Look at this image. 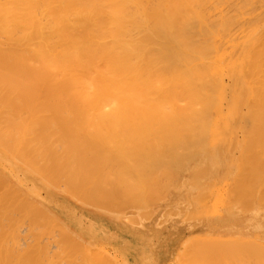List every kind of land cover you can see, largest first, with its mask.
I'll list each match as a JSON object with an SVG mask.
<instances>
[{
	"label": "bare ground",
	"instance_id": "1",
	"mask_svg": "<svg viewBox=\"0 0 264 264\" xmlns=\"http://www.w3.org/2000/svg\"><path fill=\"white\" fill-rule=\"evenodd\" d=\"M227 79L230 85L226 84ZM227 94H231L232 98L235 97L237 100L231 107V113L243 116L239 122L241 130L248 136L244 134L250 142L247 143L251 144L254 141L250 148L249 145L245 148L247 154L244 160H248L245 166L247 163L250 164L246 167L241 164L240 168L242 170L244 167L241 175L243 171L245 172L243 177L239 176L240 179L247 180H240L235 176L236 173L233 176L237 178V183L241 184L238 183L240 185L237 187L232 183L236 188L230 187H233L232 192H235V196L236 192L239 193L236 201L241 200L243 194L245 196L246 192L251 190L248 191V195L252 194L249 196L250 199L246 195L243 197L244 200L239 202L242 208L244 203L249 202L248 200L251 202V197L256 196L255 193L258 195L260 193V198L264 197L261 194L264 193V187H260L263 188L262 191L260 189L261 192L257 193L259 190L255 192L257 186L262 183L261 179H264L262 178L264 170H261L262 165L264 168V160L261 158L264 146H259L261 143L264 145V0H0V264H85L84 258L94 259L88 260V264H92L90 262L93 261L97 262L95 264H109L112 258L108 257L109 253L107 255L104 253V249L103 251L100 249L101 245L99 246L101 251L93 250L98 248L96 242L99 241V226L84 227L81 218L77 217L79 213L76 215L77 211L75 212L70 201L83 199L85 205L87 203L86 206L100 209L113 217L118 211L121 213L120 209L126 212L129 209L127 205L129 207L134 205V208L136 205L139 206L136 195L139 193L142 195L141 191L148 189L150 193H147V197L151 196L148 194L153 196L146 197V202L148 201L147 204L152 202L153 205L158 199L157 196L161 197V191H157L159 190L157 188L161 189L163 185H159L162 181H159L160 178L157 176H161L162 179L165 177L164 180L167 181L169 174L175 175V172L180 177L179 172L169 164L189 161L195 148L202 146H194L196 138H199L198 121L203 118L204 112L212 109L209 106L216 101L213 99ZM251 94L253 95L251 99L254 98L253 101L256 103L254 105L242 101ZM201 123L200 126L206 127V124ZM258 134H261L263 139ZM235 136L237 139L238 136ZM249 136L252 137L251 141ZM204 137L201 138L206 140ZM205 145L206 143L203 144ZM234 145L236 143L232 144V149ZM220 147L217 149L221 155ZM256 147L260 148L257 149L259 154L257 152L248 154L249 149H253L254 152ZM254 154L257 156L252 158ZM184 163L181 166L185 168ZM199 164L201 162L196 166L192 165L196 173ZM203 165L198 172L204 171L202 174L207 175L209 168L207 170ZM251 166L255 169L253 170ZM258 166L259 170L256 168ZM251 172L254 173L252 177L249 176ZM114 176L117 177L116 181L118 179L123 182L122 185L117 181L119 185L116 183L118 186H114L116 182ZM156 178L159 182L155 181ZM180 178L178 180L182 179ZM197 178L201 177L197 175ZM242 181L245 183L248 181L246 183L248 186L244 183L246 191H243L242 187V190L239 189ZM173 182L176 181L168 183L174 185ZM207 182L209 181H206L205 186H211V183ZM215 182L217 184V181ZM250 182L254 183L252 184L254 186H251ZM257 182L260 184H256ZM195 184L198 186L196 178L194 186ZM152 186L156 190H153ZM205 186L204 189L208 191ZM225 187L223 189H226ZM183 188L179 189L180 193L185 189ZM60 189L63 193H57ZM239 191L244 193L241 195ZM200 192L198 194H205V191ZM126 196L127 205H124L125 202L120 205L121 198ZM143 199L141 198L142 206L139 207L146 208L143 207ZM180 201L182 200L177 202ZM218 202L217 200V204ZM168 204L167 202L166 205ZM184 204L188 203L185 201ZM117 207L119 210H116ZM247 207L246 203L244 209ZM138 208L137 210L142 209ZM219 210L217 212H220ZM241 210L243 212V209ZM172 211L169 214H177ZM175 211L177 212L176 209ZM251 211L254 214L253 208ZM141 213L138 214L140 219L143 216L150 218L146 216L148 213L145 215L144 211ZM190 213L188 215L191 218ZM200 213L201 218L202 210ZM128 215L131 214L128 213L126 216ZM170 216L167 220H170ZM185 218L190 219L187 216ZM172 223L174 224V220ZM141 225L142 223L139 227ZM131 234L134 233L129 229L128 235ZM190 238L191 234L187 240ZM87 241L95 243L96 248L91 246V250ZM198 241L192 240L193 247L191 243L187 244L191 247L187 248L188 251L185 248L184 251L190 252L188 255L192 254L190 256L192 263L199 261L201 264L206 258L204 256L203 259L200 258L199 254L197 261L198 254L195 256L197 252L194 251L196 249L200 252L208 251L209 255L206 253L208 256L218 252L215 256H219L218 240L206 241V244L203 241H200V244ZM253 242L249 243L254 245L256 240ZM209 243L211 246L214 243L218 246L213 245L215 248L210 249ZM229 243L231 241L227 244ZM239 243L242 245L248 242ZM199 244L203 249H199ZM257 244L247 246L255 248ZM262 244L264 245V242ZM262 244L259 241L258 246ZM53 245L55 247L57 245L59 251L55 248L57 251L53 252L54 247H51ZM206 245L210 250L204 248ZM228 246L231 245L225 244L223 247H227L228 251L233 250L230 251L232 254L244 247ZM223 247H220V251ZM248 249L246 248V251ZM260 250L258 249L259 252ZM249 252H252L251 248ZM249 252L245 253L248 254L245 255L248 260L244 256H239L249 261L251 254ZM183 254L179 258L181 264L184 263ZM225 254L223 256L228 257ZM215 256L212 255L211 258L214 257V260L211 264H227L226 261H229L222 255L220 258L217 256L218 261ZM235 256H231L232 260L236 259ZM261 257H253L254 263L251 261L250 263H260L264 256ZM238 260L241 262L240 257L235 261Z\"/></svg>",
	"mask_w": 264,
	"mask_h": 264
},
{
	"label": "rangeland",
	"instance_id": "2",
	"mask_svg": "<svg viewBox=\"0 0 264 264\" xmlns=\"http://www.w3.org/2000/svg\"><path fill=\"white\" fill-rule=\"evenodd\" d=\"M236 1H240V0H236ZM229 82V83H228ZM226 84L228 85H230V81H229V79H227L226 80ZM255 95V94H254ZM253 95L251 94L250 96L249 95H247L246 97H244L243 99L244 100H242L243 102L245 101V102H248L249 104H251V105H254V104H256L254 101H253V99L254 98H252L251 99V97H252ZM227 97V98H226ZM220 99V100H219ZM251 99V100H250ZM213 100H216V101H214V102H212V104H210V108H212V109H209V111H207V112H204L202 115H203V118H204V116H207V117H205L204 119L205 120H203V118H201V116H200V118H201V120L199 119V123H201V122H203V124L207 127H202V126H200L199 125V123H198V136L197 137H199V138H196V140H197V142H195L194 144V146L196 147V146H198V147H200L201 145V149L202 150H204V151H202V150H200V148H198V149H196L195 148V150L194 149H192V151L194 150V153H196L197 155H195L194 153H192V157H190L189 158V161L187 160L185 163L184 162H182L181 164L179 163H168L169 164V166L170 167H172L173 169H176L177 170V172H179V175H180V177L182 178H180L179 176H177L178 175V173H177V175H176V173L174 172V174L178 177H176L175 175H173L172 173H171V175L169 174V177H168V179H166L168 182H172V180H174V181H176L175 183H174V185L173 184H171V183H168L167 181H165L164 179H165V177H164V179H162L161 178V176L160 177H158L157 176V178H160L159 179V181H162V183H160L159 181H158V179L156 178L155 179V181L156 182H159V185H161V184H163V185H161V187L163 188H161L160 189V187L159 188H157V189H159V190H157V191H161L160 192V196L162 197V200H161V197H158L157 196V194H156V196H157V198H155V199H157V201L156 200H153V201H156V202H154L153 203V205L151 204V203H148L147 204V202H146V197H147V193H150V191H147L146 189H145V191H141L142 192V195L139 193L138 195H136L137 197H138V199H137V202H139L140 204H139V206H142V201H140L141 200V198H144L143 199V203H144V206L143 207H145L146 206V208H142V207H139L138 205H136V208H134L135 206L134 205H132V207H133V209L131 210V206L129 207V205H127L126 203H127V201L126 200H128V197L126 196L125 198H121L122 199V202L120 201V205H121V203H123L124 204V202H125V206L127 205L128 206V208L129 209H127L126 210V212L124 211V209L122 210V209H120V211H121V213L118 211V214H120V215H118V214H116L115 216H110L109 214L107 215V213H105L104 211H102V210H96L95 208L93 209V208H90L89 206H86L87 205V203H86V205H85V200H83V199H78L77 201H70V203L72 204V206L74 207V210H75V212H76V215L79 213V215H77V217H80L81 218V220H82V224H83V226L84 227H94V228H97L98 226H99V228H98V237H99V243L98 242H96V244L98 245L97 247L98 248H96V244L95 243H93L92 241H87L88 243H89V247L91 248V250H92V247H95L96 249H93V250H96V251H98V250H100V249H102V251H103V249H104V253L107 255V253H109V255H108V257L110 256V258H112L111 259V261H109V264L111 263V264H181V260L179 259L180 257H182L181 256V254H183V252L185 251V248L187 249V248H189V247H193V243L194 242H192L191 243V241L193 240H196V241H198V240H200L201 242L203 241L205 244L207 243L206 241H208V242H212V241H219V242H217L218 244H219V246H218V244H213L214 246L216 245V246H218L219 248L217 249V251H219V256L221 257V255L223 256L225 253L228 255V257L227 256H225V257H227L228 258V260L230 261V259H231V261L229 262V261H226V263L227 264H241V263H243V261L244 262H246V263H243V264H248V263H250V261L252 262V263H254V260L252 259L253 257H256V256H259L260 258H262L261 256H264V252H262V250L264 251V245L262 244L263 242H264V197H262V198H260V193L259 192H261L262 190H263V188L261 189L260 187L262 186V187H264V179H261V180H259V181H261L262 183L260 184V182L258 183H256V184H260V186L258 185L257 187L259 188H255L256 189V191L255 192H257L258 190V192L257 193H259V195L258 194H256L255 192V197H251V202H250V200H248L249 202H246V201H242V202H246L247 203V205H248V207L247 208H245V209H248L247 211H245V209H244V207H246V203H244L245 205L242 207V208H240L241 206H239V205H241V203H239L242 199H243V197H245L246 195H247V197H248V199H250L249 198V196H251V195H248V191H251V190H248L246 193V195L244 196V192H240L241 193V195L243 194V196L241 197V200L239 199V200H235L236 198H238V194L239 193H237L236 192V196L234 195V193L235 192H232V189H233V184L235 185V186H239L241 183L240 182H238V183H240V184H238L237 183V178H241V177H239V176H244V171H243V174L241 175V172H242V170L244 169V167H243V169L241 170L240 168H242V166H241V164L242 165H244L245 166V164H246V161H248V160H244V158H245V154H247V152H245V148H246V146L247 145H249L248 147L250 148V146H251V144L254 142H252L251 144H248V143H250V142H248V138H246V134L243 132L244 130H241V125H240V122H241V120H239L240 118H242L241 117V115L239 114V113H231V107H232V105H233V103H235V101H237L236 100V98L235 97H233L232 98V96H231V94H227L226 96H224V97H217L216 99H213ZM231 100V101H230ZM217 102H218V104H217ZM242 102V103H243ZM211 103V102H210ZM214 103V104H213ZM222 104V106H221V104ZM223 104H224V106H223ZM218 105V106H217ZM243 106V105H242ZM228 107V108H227ZM205 113L207 114V115H205ZM209 113V114H208ZM218 113V114H217ZM215 114H216V117H215ZM220 114H221V116H220ZM210 115V116H209ZM238 115H240V116H238ZM197 117H199V115L197 116ZM212 117V118H211ZM215 117V119H213ZM232 119H231V118ZM209 118H210V120H209ZM223 118V119H222ZM198 119V118H197ZM235 119V120H234ZM209 120V121H208ZM232 120V121H231ZM211 121V122H210ZM238 121V122H237ZM240 121V122H239ZM244 122V121H243ZM243 122H242V124H243ZM252 122H254V120L253 121H251L249 124V127L252 125ZM207 123H210V125H208ZM229 123V124H228ZM236 123H238V124H236ZM256 124V123H255ZM254 123H253V125H255ZM201 125H202V123H201ZM203 125V126H204ZM244 125V124H243ZM208 127H209V129H208ZM227 127V128H226ZM240 127V128H239ZM256 127V126H255ZM202 128V129H201ZM207 129V130H205L204 131V129ZM210 128H211V130H210ZM220 128V129H219ZM239 128V129H238ZM253 128V127H252ZM201 129V130H200ZM199 130H200V132H199ZM226 130V131H225ZM253 130V129H252ZM207 131V133H205ZM217 131H219V133H217ZM224 131V132H223ZM202 132V133H201ZM204 132V133H203ZM223 132V133H222ZM233 132V133H232ZM261 132V131H260ZM263 132V131H262ZM215 133V134H214ZM254 133V132H253ZM258 132H256V134H257ZM207 134V135H206ZM225 134V135H224ZM246 136H245V135ZM262 134V133H261ZM261 134L259 135V137H261ZM201 137H204L205 135V137H204V139L206 138V140H203V138H201ZM235 135H237L238 137H237V139L235 138L236 136ZM224 136V137H223ZM251 136V135H250ZM249 136V140L251 141V138L252 137H250ZM253 136V135H252ZM263 136V135H262ZM223 137V138H222ZM248 137V136H247ZM254 137V136H253ZM256 137V136H255ZM214 138V139H213ZM216 138V139H215ZM232 138V139H231ZM234 138L236 139L235 140V142H234ZM262 139H263V137H261ZM199 139V140H198ZM244 139V140H243ZM254 139H256V138H254ZM237 140H238V142H237ZM258 139H256V141H257ZM200 141H205V143H206V148H204L205 146H203V144H205L204 142H200ZM264 141V140H263ZM198 142H200V144L198 143ZM234 142V143H233ZM244 142V143H243ZM248 142V143H247ZM197 143V144H196ZM214 143V144H213ZM225 143V144H224ZM236 143V145H234L235 147H233L234 149H232V144H235ZM245 143H247V144H245ZM256 143V142H255ZM258 144V143H257ZM262 144V143H261ZM259 145V146H264L263 144L262 145ZM238 145H240L239 146V148H238ZM242 145V146H241ZM210 146V147H209ZM212 146H213V148H212ZM221 146V147H220ZM257 146V145H256ZM258 146V147H259ZM218 147H220L221 149V155L218 153ZM247 147V148H248ZM258 147H256V150L253 152V149H249V152H251V153H249L248 152V154H252V153H255V152H257V154H259V150H260V148H258ZM225 148V149H224ZM251 148H253V147H251ZM231 149H232V151H231ZM237 149H239V150H237ZM257 149H259V150H257ZM216 150H217V152H216ZM220 150H219V152H220ZM231 151V152H230ZM246 151H248V150H246ZM262 151H264V147H263V149H262ZM261 151V152H262ZM198 152V153H197ZM215 152V153H214ZM238 152V153H237ZM245 152V153H244ZM260 152V153H261ZM234 153V154H233ZM221 156V159H220V156ZM232 154V155H231ZM239 154H240V156H239ZM231 155V156H230ZM197 156V157H196ZM206 156H207V158H206ZM229 157V159L227 160V158ZM253 156V155H252ZM257 156V155H256ZM255 156V154H254V156L252 157V158H255L256 157ZM210 157H212V158H210ZM231 157V158H230ZM194 158V159H193ZM239 158H240V161H239ZM247 159H248V156L246 157ZM261 158H263V160H264V153L261 155ZM258 159V158H257ZM214 160V161H213ZM249 160H251V159H249ZM205 161L206 162H208V161H211V162H208V163H205ZM231 161V162H230ZM255 161H256V159H255ZM260 161H261V159H260ZM169 162V161H168ZM188 162V163H187ZM201 162V164H199V166L200 167H195V168H197L196 169V171H197V173L195 172V169L193 170V168H194V166H193V168H192V165H197L198 163H200ZM216 162V163H215ZM253 162H254V160H253ZM258 162V161H257ZM256 162V163H257ZM183 163H184V165H185V168L184 167H182L181 165H183ZM187 163V164H186ZM202 163H204V165L202 164ZM210 163V164H209ZM259 163V162H258ZM258 163H257V165H258ZM262 163V162H261ZM168 164H167V166H168ZM172 164H173V166H172ZM206 164V165H205ZM207 164H209V165H207ZM214 164V165H213ZM248 164H250V163H247V165ZM254 164V163H253ZM202 165L205 167L206 166V169L208 170V168H209V170L207 171L208 173H207V175L206 174H202L204 171L203 170H201V171H203V172H198L199 171V168H201L202 167ZM212 165V166H211ZM232 165H233V167L234 168H236L235 169V173H234V168L232 167ZM246 165V166H247ZM255 165V164H254ZM257 165H255V166H257ZM168 166V167H169ZM176 166V168H174ZM237 166V167H236ZM245 166V167H246ZM250 166V165H249ZM177 167H179V168H177ZM188 167V168H187ZM203 167V168H204ZM214 167V168H213ZM216 167V168H215ZM228 168V169H227ZM248 168H250V167H248ZM251 168H253L252 166H251ZM257 169L259 168V166L258 167H256ZM181 170V173H182V175H181V173H180V170ZM193 171H192V170ZM205 169V168H204ZM214 169V170H213ZM246 169V168H245ZM255 168H253V170H254ZM256 169V170H257ZM175 170V171H176ZM179 170V171H178ZM184 170H186V172L184 171ZM188 170V171H187ZM228 170V171H227ZM241 170V171H240ZM252 170V169H251ZM259 170V169H258ZM257 170V171H258ZM261 170H264V168H263V165L261 166ZM260 170V171H261ZM183 171V172H182ZM206 171V170H205ZM211 171V172H210ZM213 171V172H212ZM215 171V172H214ZM240 171V172H239ZM248 171V170H247ZM256 171V172H257ZM259 171V172H260ZM195 172V173H194ZM255 172V171H254ZM169 173V172H168ZM205 173V172H204ZM225 173V174H224ZM232 173V174H231ZM237 173V175H235V176H237V178L236 177H234L233 175L234 174H236ZM252 173L253 172H251V174L249 175V176H251L252 175ZM263 173V174H262ZM262 173L260 172V174H262V178H264V172L262 171ZM193 174V175H192ZM196 174V175H195ZM199 174H202L201 176L199 175ZM209 174V175H208ZM213 174V175H212ZM229 174V175H228ZM239 174V175H238ZM254 174V173H253ZM257 174V173H256ZM197 175L199 176V177H201L200 179H202V183L200 182V179L199 178H197ZM257 175H259V173L257 174ZM191 176H192V179H191ZM214 176V177H213ZM260 176V175H259ZM115 178H114V181H116V176H114ZM203 177V178H202ZM206 177H208V178H206ZM213 177V178H212ZM222 177V178H221ZM232 177V178H231ZM246 177H247V172H246ZM252 177V176H251ZM171 178V179H170ZM175 178H177V179H175ZM181 179V180H178V179ZM195 178H196V182H198V186H197V184H195V186H194V183H195ZM248 178V177H247ZM254 178H256V176L254 177ZM253 178V179H254ZM258 178V177H257ZM261 178V177H260ZM186 179V180H185ZM193 179H194V182H193ZM213 179V180H212ZM223 179V180H222ZM232 179V180H231ZM239 179H238V181H239ZM167 182L166 183V186L164 185L165 184V182ZM192 180V181H191ZM197 180H199V181H197ZM204 180H206V181H209V182H207V184H210L211 183V186L210 185H208V186H205L206 184V181L203 183V181ZM220 180H222V181H220ZM229 180V181H228ZM234 180H236V181H234ZM240 180H247V179H240ZM255 180V179H254ZM253 180V181H254ZM257 180V179H256ZM117 181L118 182H121V181H119L118 179H117ZM114 182L115 183V185L114 186H116V183L119 185V183L118 182ZM182 181H183V184H182ZM189 181V182H188ZM191 181V182H190ZM211 181V182H210ZM215 181H217V184H215L216 182ZM250 181H252L251 180V178H250ZM193 182V183H192ZM201 183V185H200V187H199V184ZM219 182H220V184H219ZM231 182V183H230ZM235 182V183H234ZM248 182V181H247ZM246 182V183H247ZM122 183L123 182H121L120 184L122 185ZM190 183H192V185L190 184ZM212 183H214L213 185H212ZM233 183V184H232ZM238 185H237V184ZM245 182H243L242 181V185L239 187V189H241V187H242V189H243V191H246L245 190V184H244ZM251 183V182H250ZM153 184H157V183H153ZM170 184V185H169ZM181 184V185H180ZM187 184H190V185H188L187 186ZM203 184V185H202ZM219 184V185H218ZM222 184V185H221ZM231 184V185H230ZM252 184H254V183H251L250 185L251 186H254V185H252ZM256 184H255V186H256ZM117 185V186H118ZM158 185V184H157ZM156 185V186H157ZM167 185H169V186H167ZM179 185V187H177V186ZM215 185V186H214ZM116 186V187H117ZM164 186V187H163ZM170 186H173V188H171ZM176 186V187H175ZM181 186H186V188L185 189H187V190H185L183 187V189L184 190H182L181 191V193H180V190L179 189H182V188H180ZM197 186V187H196ZM203 186V187H202ZM204 186H205V188L206 189H208V191L207 190H205L204 189ZM221 186V188H219ZM226 186V187H225ZM231 186H233L232 188H230ZM244 186V187H243ZM246 186H248L247 184H246ZM116 187H114L115 189H117ZM158 187V186H157ZM167 187H169L170 189H168ZM192 188V190H190L191 188ZM193 187H195V188H193ZM208 187V188H207ZM220 189H218V188ZM226 188V189H223V188ZM227 187H228V189H227ZM167 188V189H166ZM174 188L177 190H174ZM198 188V189H197ZM236 187H234V189H235ZM248 188H250V186L248 187ZM114 189V190H115ZM152 189H153V186H152ZM166 189V190H165ZM205 191V194L204 193H202V192H204L203 190ZM215 189H216V191H215ZM238 189V190H239ZM241 189V190H242ZM247 189V188H246ZM252 189V188H251ZM260 189H261V191H260ZM150 190V189H149ZM153 190H156V189H153ZM168 190V191H167ZM62 191V189H60V191L59 192H57V193H63V191ZM164 192V194H162L163 192ZM179 191V192H178ZM187 191H190V192H187ZM193 192V194H192V192ZM201 191V192H200ZM223 192V196H224V198H223V196L220 194V193H222ZM234 191V190H233ZM253 191H254V189H253ZM115 192H117V190L115 191ZM158 192V193H159ZM167 192V193H166ZM184 192V193H183ZM202 193V195L201 194H198V193ZM138 193V192H137ZM146 195H145V194ZM152 193H153V191H152ZM156 193V192H155ZM154 193V194H155ZM187 193H188V195H187ZM194 193H195V195H194ZM211 194V197H210V194ZM226 193V194H225ZM165 194H166V197H165ZM172 194V195H171ZM178 194H180L179 195V197H177L178 196ZM197 194V195H196ZM207 194V195H206ZM209 194V195H208ZM213 194H214V196H213ZM230 194H232V195H230ZM261 194H263L264 195V193H261ZM56 195H59V194H56ZM140 195H141V197H140ZM145 195V196H144ZM148 195H151V196H148L147 198H149V197H152L153 195L152 194H148ZM159 195V194H158ZM164 195V196H163ZM175 195V196H174ZM184 195V196H183ZM201 197V199H200V197ZM230 195V196H229ZM234 195V196H233ZM258 195V196H257ZM118 196V195H117ZM121 196H123V194L121 195ZM172 196H174V197H172ZM205 196V197H204ZM220 196V197H219ZM240 196V195H239ZM262 196V195H261ZM139 197H140V199H139ZM163 197H164V199H163ZM203 197H204V199H203ZM229 197H235V198H229ZM259 197V198H258ZM153 198V199H154ZM179 198V199H178ZM193 198V199H192ZM199 198V199H198ZM220 198V199H219ZM256 200H254V199ZM136 199V198H135ZM161 201H160V200ZM178 199V200H177ZM183 199H185L184 200V202H183ZM188 199H189V202H188ZM191 199H192V201H193V204H192V206H191ZM209 199V200H208ZM223 199V200H222ZM228 199H229V201H228ZM253 199V200H252ZM260 199H262V200H260ZM139 200V201H138ZM152 200V199H151ZM159 200V201H158ZM164 200V201H163ZM179 200H182V201H180V202H177V201H179ZM196 200H198V202L196 201ZM201 200V201H200ZM212 200V201H211ZM217 200L220 202H218V204H217ZM244 200V199H243ZM247 200V199H246ZM150 201V200H149ZM169 203L168 204V206L166 205V203L167 202ZM172 201H174V202H172ZM185 201H186V203H188V204H184L185 203ZM232 201H234L233 203H232ZM261 201H263V202H261ZM162 202H164V203H162ZM166 202V203H165ZM171 202L173 203V205L171 204ZM194 202H197V203H194ZM252 202H253V204H252ZM256 202V203H255ZM176 203V204H175ZM180 203V204H179ZM249 203V204H248ZM258 203V204H257ZM84 204V205H83ZM170 204L172 205V207H170ZM183 204H184V206L185 207H183ZM195 204V205H194ZM215 204H216V207H215ZM220 204V205H219ZM221 204H222V206H221ZM233 204H235V205H233ZM243 204V203H242ZM257 204V205H256ZM263 204V205H262ZM123 205V206H124ZM177 205V206H176ZM197 205V206H196ZM199 205V206H198ZM229 205V206H228ZM232 205H233V207H232ZM238 205V206H237ZM251 205H253V207L251 206ZM260 205V206H259ZM262 205V206H261ZM119 206V205H118ZM158 206V207H157ZM159 206H161L160 208H159ZM165 206V207H164ZM182 206V207H181ZM186 206H188L189 207V209L187 210V208L188 207H186ZM193 206H194V208H193ZM206 206V207H205ZM208 206V207H207ZM218 206V207H217ZM116 207V206H115ZM142 208L141 210H137V208ZM164 208V210H162L163 208ZM169 208V210H168V212H166L167 211V209ZM183 209L182 211H181V209ZM199 207V208H198ZM212 207V208H211ZM234 207H237L238 208V210H237V208H234ZM258 207V208H257ZM259 207H262V208H260V209H262V210H260L259 209ZM118 209H116V210H119V207H117ZM138 208V209H139ZM159 210H158V209ZM173 208V209H172ZM193 208V209H192ZM253 208V212H254V214H252V211H251V209ZM259 209V210H257V209ZM93 209V210H92ZM175 209L177 210V212L175 211ZM202 210V213L204 214H202L201 215V218H200V215L199 214H201L200 212H201V210ZM210 211H209V210ZM220 209V210H219ZM226 210V212H225V210ZM240 209V210H239ZM241 209H243V212H242V210ZM256 209V210H255ZM145 210H152V211H149V213H148V211H146L145 212ZM157 210V211H156ZM171 210H173L175 213H177L176 215H174V214H169L170 213V211ZM188 212H187V211ZM200 210V212H198V211ZM220 211V212H217V211ZM222 210V211H221ZM228 210V211H227ZM235 210H237V211H235ZM79 211H81V212H79ZM133 211H134V214H136L138 217H136V215H134V214H132L133 213ZM136 211V212H135ZM143 212L144 211V214L143 215H145L146 213H148V214H146V216L147 217H150L149 219L148 218H146L145 216H143V217H141V219H140V217H139V215H141L142 213L141 212ZM173 211H172V213H173ZM186 211V212H185ZM190 211H193V212H191L190 213ZM230 211H232V212H230ZM116 212V211H115ZM131 212V213H130ZM139 212V213H138ZM154 214H153V213ZM182 212V213H181ZM185 212V213H184ZM225 212V213H224ZM228 212V213H227ZM230 212V213H229ZM250 212V213H249ZM104 213V214H103ZM117 213V212H116ZM126 213V214H125ZM131 214V215H128V216H126L127 214ZM158 213V214H157ZM162 213H164V215L162 216L161 214ZM169 214V215H171L170 216V220L168 219L167 220V218H169V215H168V217H167V214ZM184 213V214H183ZM188 213H190V215H191V218H190V216L188 215ZM193 213H195V215L193 216ZM217 213V214H216ZM221 213V214H220ZM227 213V214H226ZM84 214V215H83ZM125 214V215H124ZM139 214V215H138ZM149 214H151V215H149ZM160 214V215H159ZM186 214V215H185ZM220 214V215H219ZM226 214V215H225ZM233 214H238V216L236 215H233ZM251 214V215H250ZM256 214H257V217H256ZM122 215H124V216H122ZM136 217V218H133L134 216ZM166 215V216H165ZM183 215V216H182ZM225 215V216H224ZM228 215V216H227ZM231 215H233V216H231ZM243 215V216H242ZM248 215H249V218H248ZM254 215V216H253ZM122 216V217H121ZM133 216V217H132ZM157 216V217H156ZM173 216H175V217H173ZM181 218H180V217ZM189 217L190 219L188 220H185L186 218L185 217ZM220 216V217H219ZM242 216V217H241ZM245 216V217H244ZM246 216H247V218H246ZM90 217V218H89ZM124 217V218H123ZM130 217H132V218H130ZM155 217V218H154ZM163 217H165L166 218V220H165V218H164V221H163ZM172 217V218H171ZM179 217V218H178ZM193 217V218H192ZM227 217V218H226ZM252 217H253V219H252ZM94 218V219H93ZM122 218V219H121ZM137 218H139V220L137 219ZM146 218V220H144V219ZM157 218V219H156ZM160 218V219H159ZM161 218H162V220H161ZM211 220H210V219ZM224 218V219H223ZM226 218V219H225ZM263 218V219H262ZM87 219H89V221L87 220ZM98 219V220H97ZM125 219V220H124ZM143 219V220H142ZM182 219V220H181ZM206 219V220H205ZM216 219V221H214ZM131 220V221H130ZM133 220V221H132ZM136 220V221H135ZM174 220V224L172 223V221ZM180 220V221H179ZM222 220V221H221ZM263 220V221H262ZM86 223H85V222ZM126 221H128L129 222V224H128V222L127 223H125ZM135 221V222H134ZM161 222V223H159V222ZM168 221V222H167ZM229 221V222H228ZM91 222V223H90ZM99 222V223H98ZM150 222V223H149ZM158 222V223H157ZM164 222V223H163ZM178 222H180L179 224H178ZM184 222V223H183ZM192 222V223H191ZM200 222V223H199ZM208 222H210L209 224L210 225H208ZM212 222H217V224L216 223H212ZM132 223V224H131ZM136 224V226H135V224ZM142 223V225L139 227V225ZM193 223L195 224L194 226H193ZM196 223H198V224H196ZM204 223V224H203ZM98 224H100V225H98ZM132 226H131V225ZM134 224V225H133ZM152 224V225H151ZM159 224H161V225H159ZM165 224V225H164ZM168 224H169V226H168ZM173 224V225H172ZM177 224V225H176ZM184 224V225H183ZM192 224V225H191ZM138 225V226H137ZM176 225V226H175ZM201 225V226H200ZM220 225V226H219ZM257 225H258V228H257ZM260 225V226H259ZM96 226V227H95ZM101 226H103L102 228H101ZM130 226V227H129ZM153 226V227H152ZM175 227V228H173V227ZM185 226V227H184ZM187 226V227H186ZM254 226H255V228H254ZM110 227V228H109ZM128 227V228H127ZM133 227V228H132ZM166 227H167V229H166ZM170 227H172L171 229H170ZM181 227V228H180ZM184 227V228H183ZM259 227H261V229L259 228ZM106 229V230H103V229ZM136 228V229H135ZM158 228H159V231H158ZM184 230H183V229ZM195 228V229H194ZM254 228V229H253ZM257 228V229H256ZM101 229V230H100ZM111 229V230H110ZM129 229H131V233L133 232L134 234L132 235H128V230ZM140 229V230H139ZM156 229V230H155ZM169 229V230H168ZM178 229V230H177ZM188 229V230H187ZM200 229V230H199ZM109 232H108V231ZM136 230H137V232H136ZM145 230V231H144ZM162 230H166V231H163L162 232ZM209 230V231H208ZM141 231V232H140ZM149 231V232H148ZM174 231V232H173ZM111 232V233H110ZM140 232V233H139ZM158 232V234H156ZM161 232H162V234H161ZM165 232H166V235H165ZM263 232V234H261ZM107 233V234H106ZM109 233V234H108ZM187 233H189L188 235H187ZM207 233H208V235H207ZM114 234V235H113ZM122 234V235H121ZM170 234V235H169ZM190 234H191V238L190 239H188L187 240V238L188 237H190ZM112 235V236H111ZM207 235V236H206ZM111 236V237H110ZM113 236H115V237H113ZM133 236L135 237V239H132L133 238ZM137 236H138V238H137ZM140 236V237H139ZM171 236H172V238H171ZM187 236V237H186ZM193 236V237H192ZM105 237V238H104ZM109 237V238H108ZM103 238V239H102ZM117 240H116V239ZM141 238H142V240H141ZM196 238V239H195ZM151 239V240H150ZM165 239V240H164ZM105 242H104V241ZM127 240V241H126ZM149 240V241H148ZM156 240V241H155ZM186 240V241H185ZM228 240V241H227ZM235 240L236 242H233V241ZM255 240H256V243H258L259 244V241H260V244H262L260 247L258 246V244L255 246V248L253 247L252 248V246H254L256 243H255ZM120 241V242H119ZM123 241V242H122ZM164 241V242H163ZM185 241V242H184ZM200 241H198V243H200ZM221 241H227V243L229 242V241H231V243H229V244H227V243H224V245L226 244V245H231V246H228V248H231V247H233V248H236V247H242V245L244 246V247H242V248H239V249H237L235 252H234V254H232L230 251H232L233 252V250H230V251H228L226 248L227 247H223V246H221V244H223V243H220ZM237 241H238V243L239 242H244V241H246V242H248L247 244H242V245H240L241 243H237ZM253 242V243H255L254 245L251 243H249V242ZM126 242L128 243V244H126ZM154 244H153V243ZM156 242V243H155ZM161 242V243H160ZM233 242V243H232ZM86 243V242H85ZM114 243V244H113ZM132 243V244H131ZM191 243V246H189V245H187V244H190ZM197 243V242H196ZM87 244V243H86ZM130 244V245H129ZM160 244V245H159ZM183 246H182V245ZM201 244V243H200ZM199 244V249L200 248H202L201 247V245ZM210 244V243H209ZM233 244H235V245H233ZM237 244H238V246H237ZM252 245L251 247H249L250 245ZM58 245V244H57ZM57 245H56V247H55V245H53V246H51L52 248L54 247V251L52 250V248H51V250L53 251V252H55V250L57 251V249H58V251H59V248L57 247ZM95 245V246H94ZM101 245V246H100ZM126 245V246H125ZM131 245H132V247H134V248H132L131 247ZM154 245V246H153ZM186 245L188 246V247H186ZM208 245V244H207ZM207 245H206V247L204 246V248L207 250V249H209L210 247V249H212V248H215L213 245L211 246V244L210 245H208V246H210L209 248H207ZM245 245H246V248L248 249H250L251 248V251L252 252H249V249L246 251V248H245ZM247 245H249V246H247ZM59 246V245H58ZM92 246V247H91ZM99 246H100V249H99ZM121 246V247H120ZM202 246H203V244H202ZM236 246V247H235ZM88 247V248H89ZM104 247H106V248H104ZM181 247V248H180ZM223 247V250H224V252H222V251H220L221 250V248ZM55 248H57V249H55ZM89 248V249H90ZM109 248V249H108ZM197 247L195 246V249H196ZM229 252H227V251H225V249ZM232 248V249H233ZM262 248V249H261ZM125 249V250H124ZM191 249V248H190ZM203 249V248H202ZM209 249V250H210ZM241 249H242V251H241ZM253 249V250H252ZM258 249L263 253V255H262V253L261 252H259L258 251ZM106 250V251H105ZM122 250H124V251H122ZM191 250H194V249H191ZM101 251V250H100ZM108 251V252H107ZM187 251H188V249H187ZM194 251H196L195 253V256L198 254V259H197V261L199 260V254H200V258L202 257V256H204V257H206V258H204L203 259V257H202V259H200V262H201V260H202V262H204V264L206 263V264H211V261L212 260H214V257L213 258H211L212 257V255H216L218 252H216V253H214V254H212L211 256H208L209 254H208V251H206L205 252V250L203 251H201L200 252V250H198V249H196V250H194ZM193 251V252H194ZM243 251H245V252H243ZM92 252H94V251H92ZM180 252V253H179ZM182 252V253H181ZM205 253V255H204V253ZM237 252H239V254H237ZM254 253L253 255V257L251 258V254H249V257L251 258H249V261H247L248 260V257H245V255H247L248 256V254H245V253ZM115 253V254H117L116 256H115V254L113 255V254ZM153 253V254H152ZM190 252H184V254H183V258L182 259H184V260H182L184 263L183 264H196V263H198L199 264V261L198 262H194V263H192V260H190V256L192 255H188ZM208 255H207V254ZM224 253V254H223ZM230 253H231V256L232 255H236L235 257H236V259L234 258V260H232V257L230 256ZM244 253V255H242ZM255 253H257V254H255ZM261 253V255H259V254ZM124 254V255H123ZM185 254H186V256H185ZM203 254V255H202ZM225 254V255H226ZM90 255H93V254H90ZM89 255V256H90ZM193 255H194V253H193ZM237 255L239 256V255H241V256H244L245 258H247V260H243L242 259V257L241 256H239L240 257V260H241V262L238 260V261H235V260H237L239 257H237ZM89 256H87V257H89ZM94 256V255H93ZM97 256V255H96ZM151 256V257H150ZM194 256V257H195ZM218 256V255H217ZM217 256H215L216 258L215 259H217L218 257ZM126 259H125V258ZM140 259H139V258ZM188 257V258H187ZM210 259H209V258ZM219 257V258H220ZM224 257V256H223ZM224 257V258H225ZM231 257V258H230ZM234 257V256H233ZM120 258V259H119ZM178 258V259H177ZM219 258H218V261H219ZM223 258V259H224ZM227 258H225L226 260H227ZM230 258V259H229ZM92 259V258H91ZM91 259H86V258H84L83 260H84V262L83 263H85V264H88V260H90L91 261ZM119 259V260H118ZM121 259H122V262H121ZM157 261H156V260ZM209 259V260H208ZM82 260V259H81ZM82 260V261H83ZM92 260H94V259H92ZM135 260H136V262H135ZM142 261V263H141V261ZM176 260V261H175ZM89 261V262H90ZM115 261V262H114ZM172 261H175V262H173L172 263ZM207 261H208V263H207ZM210 261V262H209ZM232 261H235V262H233V263H231ZM264 261V258L262 259V261L260 262L261 264H262V262ZM94 262V261H93ZM90 262V263H92V264H95V263H97V262ZM114 262V263H113ZM201 262V264H203ZM103 263V262H102ZM252 263H250V264H252ZM255 263H259V262H255ZM259 263V264H260ZM100 264V263H99ZM108 264V263H107Z\"/></svg>",
	"mask_w": 264,
	"mask_h": 264
}]
</instances>
